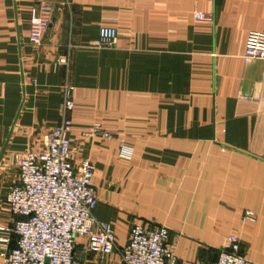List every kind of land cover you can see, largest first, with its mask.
Segmentation results:
<instances>
[{
	"label": "crops",
	"instance_id": "1",
	"mask_svg": "<svg viewBox=\"0 0 264 264\" xmlns=\"http://www.w3.org/2000/svg\"><path fill=\"white\" fill-rule=\"evenodd\" d=\"M44 2L54 17L34 45ZM102 26L115 45L91 47ZM250 31H264V0H0V227L14 220L17 156L43 146L73 87L72 163L94 164V216L118 246L133 224L162 225L179 260L211 264L234 233L248 264H264V59H242ZM0 237L2 264L17 237ZM75 264L122 260L81 236Z\"/></svg>",
	"mask_w": 264,
	"mask_h": 264
},
{
	"label": "built area",
	"instance_id": "2",
	"mask_svg": "<svg viewBox=\"0 0 264 264\" xmlns=\"http://www.w3.org/2000/svg\"><path fill=\"white\" fill-rule=\"evenodd\" d=\"M54 17V6L44 2L31 20L30 41L41 45ZM195 18L212 22L213 15L195 12ZM118 31L102 26L99 37L90 44L94 48L115 45ZM242 59H264V31H250L246 37ZM68 87L61 121L45 137L43 146H27L16 158L19 177L6 194V203L14 217L10 225L0 227L16 235V245L2 252V264H75L78 237L87 238L91 253L117 251L122 264H189L179 260L169 247L170 230L162 225L133 224L129 241L120 247L116 231L107 221L94 216L98 199L93 183L95 166L84 160L72 163V125L75 102ZM100 125L96 124L95 131ZM107 139L113 135L105 133ZM127 147L123 153H128ZM245 219L254 220L247 211ZM10 242L0 237V244ZM211 264H248L238 236H227L218 257Z\"/></svg>",
	"mask_w": 264,
	"mask_h": 264
}]
</instances>
